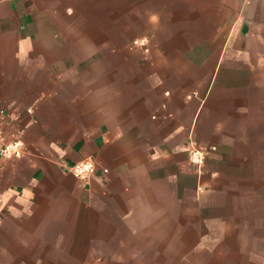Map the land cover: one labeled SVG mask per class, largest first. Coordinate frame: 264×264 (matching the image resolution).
<instances>
[{"label": "crops", "instance_id": "obj_1", "mask_svg": "<svg viewBox=\"0 0 264 264\" xmlns=\"http://www.w3.org/2000/svg\"><path fill=\"white\" fill-rule=\"evenodd\" d=\"M0 126V264H264V0H0Z\"/></svg>", "mask_w": 264, "mask_h": 264}, {"label": "built area", "instance_id": "obj_2", "mask_svg": "<svg viewBox=\"0 0 264 264\" xmlns=\"http://www.w3.org/2000/svg\"><path fill=\"white\" fill-rule=\"evenodd\" d=\"M147 44L148 42L146 39H136L134 41V45L142 46L145 50H148ZM216 150V147H201L194 143L191 144L189 148L190 161L198 173L203 172L207 157ZM25 153L26 147L23 141L19 139L9 141L4 129L0 126V159L20 158ZM65 166L70 173L84 180L91 179L98 172L99 168H101L104 173L109 172V169L101 166L94 157H89L72 164H65Z\"/></svg>", "mask_w": 264, "mask_h": 264}]
</instances>
